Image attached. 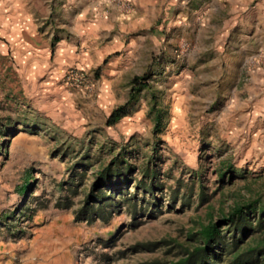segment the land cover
I'll return each mask as SVG.
<instances>
[{
    "label": "rangeland",
    "instance_id": "374dc122",
    "mask_svg": "<svg viewBox=\"0 0 264 264\" xmlns=\"http://www.w3.org/2000/svg\"><path fill=\"white\" fill-rule=\"evenodd\" d=\"M101 3L125 23L138 3L144 18L126 40L146 23L150 34L118 60L119 79L100 72L107 59L80 67L90 90L61 79L64 92L51 94L19 79L0 34V240L35 241L36 257L62 264H177L216 224L210 264L250 250L264 264V0ZM57 6L45 2L39 28L68 23ZM134 76L143 87L106 125ZM95 207L101 218L75 219ZM239 207L248 230L227 222Z\"/></svg>",
    "mask_w": 264,
    "mask_h": 264
},
{
    "label": "crops",
    "instance_id": "0c3cea01",
    "mask_svg": "<svg viewBox=\"0 0 264 264\" xmlns=\"http://www.w3.org/2000/svg\"><path fill=\"white\" fill-rule=\"evenodd\" d=\"M46 1L0 0V34L11 46L16 75L19 79L36 81L42 92H64L60 84L64 68L76 65L93 69L106 59L100 72H110L109 79H119L118 60L143 46L145 38L149 37L150 24L146 23L141 35L130 43L126 40V32L138 29L144 18L138 3L135 11L126 16L130 21L125 23V15L117 12L114 6L105 10L102 0H54L56 6L61 4L60 17L68 19V23H46L39 28L35 17L42 12ZM57 28H60L59 37L53 43L51 32ZM49 31L50 36H46ZM98 79L107 78L100 74ZM46 227L49 234L50 221ZM45 240L50 244L49 235ZM35 245L32 240H0V264H62L60 259L50 261V256L36 257L32 251Z\"/></svg>",
    "mask_w": 264,
    "mask_h": 264
},
{
    "label": "trees",
    "instance_id": "16d2710c",
    "mask_svg": "<svg viewBox=\"0 0 264 264\" xmlns=\"http://www.w3.org/2000/svg\"><path fill=\"white\" fill-rule=\"evenodd\" d=\"M141 78L138 76H134L131 81V92L129 100L126 102V104L119 105L115 108H113L110 112V114L107 116L105 124L108 126L114 125L122 116H124L127 112L128 105L132 102L134 99V93L139 88L143 87V85L140 84L139 80ZM162 121H163V114L158 112L156 113L155 119H154V132L159 133L162 128ZM122 173L119 171L118 175H121ZM99 209L95 207V209H92V215L88 217L87 215H75L76 220H92V218H101L102 215H99ZM82 212H85V209L81 210ZM242 208L235 209L234 213L231 215L229 219H227V222H233L237 229H240L242 231L247 229V225L250 226V223H248L246 218L242 215ZM88 214V213H86ZM248 230V229H247ZM201 236H202V245L194 247L193 249H187L185 251V254L183 257H181L177 264H210L211 260L215 258V251L214 247L221 243V239L223 236L221 235L220 230L218 229V226L216 224H210L206 225L201 229ZM253 250H250L247 253L237 255L235 257L236 264H252L253 261Z\"/></svg>",
    "mask_w": 264,
    "mask_h": 264
},
{
    "label": "built area",
    "instance_id": "2783aa9c",
    "mask_svg": "<svg viewBox=\"0 0 264 264\" xmlns=\"http://www.w3.org/2000/svg\"><path fill=\"white\" fill-rule=\"evenodd\" d=\"M63 84L69 89H92L94 82L92 77L82 68L71 65L63 73Z\"/></svg>",
    "mask_w": 264,
    "mask_h": 264
}]
</instances>
